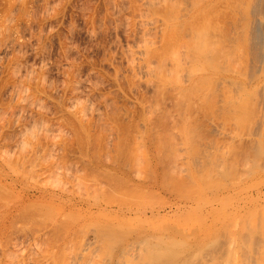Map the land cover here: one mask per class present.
Instances as JSON below:
<instances>
[{
    "label": "bare ground",
    "instance_id": "obj_1",
    "mask_svg": "<svg viewBox=\"0 0 264 264\" xmlns=\"http://www.w3.org/2000/svg\"><path fill=\"white\" fill-rule=\"evenodd\" d=\"M139 1L143 38L124 51L126 81L145 91L133 130L123 104L96 115L78 101L60 144L79 154L60 163L27 127L36 141L0 154V245L35 205L52 264H264V0Z\"/></svg>",
    "mask_w": 264,
    "mask_h": 264
},
{
    "label": "rangeland",
    "instance_id": "obj_2",
    "mask_svg": "<svg viewBox=\"0 0 264 264\" xmlns=\"http://www.w3.org/2000/svg\"><path fill=\"white\" fill-rule=\"evenodd\" d=\"M132 2L0 0L1 155L5 154L8 146L6 154L13 158L21 154L19 149L25 144L22 141L26 138L35 142L37 138L25 129L37 127L40 151L42 148L52 151L60 163L77 157V141L72 138L69 146L65 147L60 140L62 133L70 132L65 116L79 102L93 104L91 108L94 107L95 112L98 107L105 109L106 101L114 107L124 105L125 114L126 109L132 114L130 117V113L127 117L125 115L119 126L125 131L133 130L131 123L139 119L140 113L137 112V101L142 99L145 91L144 86L137 85V88L126 81V76L130 78V69L124 51L141 41L145 26L142 28L140 21L136 22L138 12L136 15V4L133 2L135 5H132ZM156 24L160 27L159 22ZM156 29L154 25L151 29L154 36L150 35L156 39L155 32L158 31L157 38L160 39L161 29ZM115 72L119 79H115ZM118 81L121 86L117 84V87L115 82ZM22 93L29 94V99L19 102ZM107 94L109 99H104ZM36 99L37 102L34 101ZM102 102L103 105L100 104ZM217 134L218 143L214 142L217 149L221 148L217 152L228 149V140L231 143L229 134L225 131ZM24 154L28 156L30 153L24 151ZM214 159L217 161L216 156ZM216 174L212 173L210 180L213 178L217 182L220 175L216 177ZM262 177L264 175L257 177L255 182L260 179L263 182ZM35 209V205L28 206L12 219L0 245V264H52L48 252L54 247L55 233L45 214Z\"/></svg>",
    "mask_w": 264,
    "mask_h": 264
}]
</instances>
